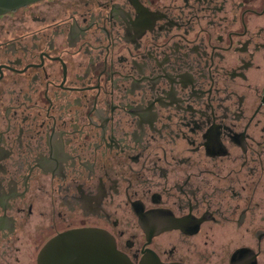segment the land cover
<instances>
[{
  "label": "flooded vegetation",
  "instance_id": "flooded-vegetation-1",
  "mask_svg": "<svg viewBox=\"0 0 264 264\" xmlns=\"http://www.w3.org/2000/svg\"><path fill=\"white\" fill-rule=\"evenodd\" d=\"M104 242L264 264V0H0V264Z\"/></svg>",
  "mask_w": 264,
  "mask_h": 264
},
{
  "label": "water",
  "instance_id": "water-1",
  "mask_svg": "<svg viewBox=\"0 0 264 264\" xmlns=\"http://www.w3.org/2000/svg\"><path fill=\"white\" fill-rule=\"evenodd\" d=\"M83 236H84V234H78V233H76V234H71V235L70 234H67V235H64V236L62 235L60 237H83ZM87 237H89V236H87ZM92 237H96V238H98L99 241H102L101 238H103L105 236L103 234H101L100 232H97V234H93ZM98 245H99V243H98ZM104 245H107L108 254L109 255H110V253L112 254L111 255L112 256V264H128L122 258V256L120 255V253L117 251V249H116V247H115L114 244L112 245V248H111V246H110V244L108 242H107V244H106V242H104Z\"/></svg>",
  "mask_w": 264,
  "mask_h": 264
}]
</instances>
